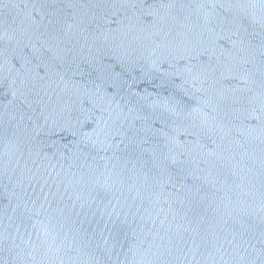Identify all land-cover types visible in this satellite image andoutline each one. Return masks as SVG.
I'll list each match as a JSON object with an SVG mask.
<instances>
[{
	"label": "water",
	"instance_id": "obj_1",
	"mask_svg": "<svg viewBox=\"0 0 264 264\" xmlns=\"http://www.w3.org/2000/svg\"><path fill=\"white\" fill-rule=\"evenodd\" d=\"M0 264H264V0H0Z\"/></svg>",
	"mask_w": 264,
	"mask_h": 264
}]
</instances>
